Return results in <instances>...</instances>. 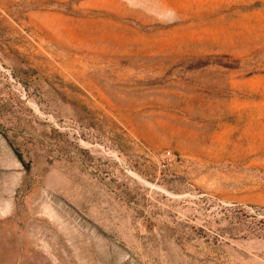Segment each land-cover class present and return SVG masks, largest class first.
I'll list each match as a JSON object with an SVG mask.
<instances>
[{
	"label": "rangeland",
	"instance_id": "374dc122",
	"mask_svg": "<svg viewBox=\"0 0 264 264\" xmlns=\"http://www.w3.org/2000/svg\"><path fill=\"white\" fill-rule=\"evenodd\" d=\"M0 264H264V0H0Z\"/></svg>",
	"mask_w": 264,
	"mask_h": 264
}]
</instances>
